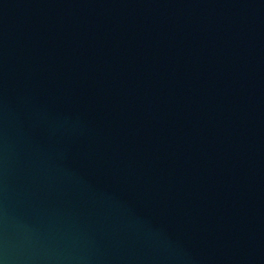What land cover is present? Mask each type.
<instances>
[{
  "label": "water",
  "instance_id": "obj_1",
  "mask_svg": "<svg viewBox=\"0 0 264 264\" xmlns=\"http://www.w3.org/2000/svg\"><path fill=\"white\" fill-rule=\"evenodd\" d=\"M0 264H264V0H0Z\"/></svg>",
  "mask_w": 264,
  "mask_h": 264
}]
</instances>
